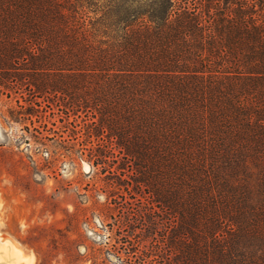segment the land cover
<instances>
[{
  "label": "trees",
  "instance_id": "obj_1",
  "mask_svg": "<svg viewBox=\"0 0 264 264\" xmlns=\"http://www.w3.org/2000/svg\"><path fill=\"white\" fill-rule=\"evenodd\" d=\"M0 87L114 140L182 264H264V0H0Z\"/></svg>",
  "mask_w": 264,
  "mask_h": 264
},
{
  "label": "rangeland",
  "instance_id": "obj_2",
  "mask_svg": "<svg viewBox=\"0 0 264 264\" xmlns=\"http://www.w3.org/2000/svg\"><path fill=\"white\" fill-rule=\"evenodd\" d=\"M39 102L0 87V264H182L178 217L135 183L114 140Z\"/></svg>",
  "mask_w": 264,
  "mask_h": 264
},
{
  "label": "bare ground",
  "instance_id": "obj_3",
  "mask_svg": "<svg viewBox=\"0 0 264 264\" xmlns=\"http://www.w3.org/2000/svg\"><path fill=\"white\" fill-rule=\"evenodd\" d=\"M1 249H2V248H1ZM4 251H5V250H4ZM4 251H3V252H4ZM5 253H6V252H5ZM3 254H4V253H3ZM5 255H6V254H5ZM5 255H3V256H5ZM7 255H11V254H9V253H8ZM0 256H2V255H0ZM3 256H2V258H1V259H3V258H4ZM8 257H10V256H8ZM11 257H13V256H11ZM6 258H7V256H6ZM14 258H15V257H13L12 259H14ZM12 259H11V260H12ZM7 260H8V258H7ZM11 260H10V261H11ZM5 261H6V260H5ZM2 264H5V263H2Z\"/></svg>",
  "mask_w": 264,
  "mask_h": 264
}]
</instances>
